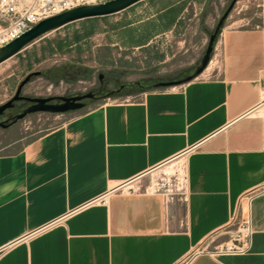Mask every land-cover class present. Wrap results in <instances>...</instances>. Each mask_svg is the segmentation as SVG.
<instances>
[{"label": "crops", "instance_id": "crops-1", "mask_svg": "<svg viewBox=\"0 0 264 264\" xmlns=\"http://www.w3.org/2000/svg\"><path fill=\"white\" fill-rule=\"evenodd\" d=\"M260 6L258 23L220 34L206 77L98 104L0 154V264H184L191 255L186 264H264ZM180 12L178 2L165 4L108 43L89 29L104 17L76 21L12 58L28 72L48 61L96 68L108 47H148ZM181 157L183 196L140 183ZM242 217L251 251L211 256Z\"/></svg>", "mask_w": 264, "mask_h": 264}, {"label": "rangeland", "instance_id": "rangeland-1", "mask_svg": "<svg viewBox=\"0 0 264 264\" xmlns=\"http://www.w3.org/2000/svg\"><path fill=\"white\" fill-rule=\"evenodd\" d=\"M174 2H178L181 12L173 30L159 35L143 49L124 48V45H121V48L119 45L108 47L112 50L103 51L102 66L97 65L96 68L82 71L63 70V66L60 67L58 63L48 61L28 72L25 64H20L15 58L1 63L0 104L11 99L20 82L34 71H40L41 75L32 77L23 87L24 96L58 99L61 96L68 97L92 92L97 97L85 100V107L76 111L62 114L31 113L13 125L6 128L0 127V154L15 152L38 135L62 125L76 114L98 104L133 99V93L141 88L157 86L160 82H174L173 85L166 87H175L196 78L206 77L210 71L208 66L214 57L220 34L226 29L256 24L261 14V0H159L158 3L147 6L145 9L132 7L123 13L96 19L94 25L89 27L90 32L93 35L100 34L107 43L110 39L126 38L129 35L126 27L128 23L150 17L159 7ZM233 2V8L218 32L207 68L196 75L210 35ZM75 24L69 27L72 28ZM213 64L211 63V68ZM100 75L102 79L99 78ZM121 86L126 89L120 93H110ZM28 105V102L20 101L4 115L18 114ZM183 170L184 159L177 158L146 175L140 183L149 185L153 189L158 188V191L166 196L173 194L182 196L185 188V182L182 179Z\"/></svg>", "mask_w": 264, "mask_h": 264}, {"label": "water", "instance_id": "water-1", "mask_svg": "<svg viewBox=\"0 0 264 264\" xmlns=\"http://www.w3.org/2000/svg\"><path fill=\"white\" fill-rule=\"evenodd\" d=\"M143 0H108L97 4H85L67 9L59 14L43 19L39 23L33 25L29 30L21 34L19 37L0 47V64L14 57L29 45L43 38L44 36L60 29L70 23L97 17H105L120 13ZM234 2L227 8L225 13L219 19L214 32L210 35L208 45L204 56L201 60V65L196 70V75L201 74L209 63L211 54L213 53L214 43L217 39L220 27L227 18L230 10L233 8ZM41 75L40 71L29 73L18 85L14 96L3 104H0V118L5 114V111L12 109L16 102L26 101L30 104L20 113L14 116V120H21L27 115L36 112H50L54 114H62L70 111H76L85 107L84 100L93 99L94 93L88 92L82 95L61 96L58 99L54 97H28L22 94L23 87L34 76ZM102 79V76H99ZM190 80V79H189ZM174 82H160L159 87L173 85ZM9 125L0 121V127L6 128Z\"/></svg>", "mask_w": 264, "mask_h": 264}, {"label": "built area", "instance_id": "built-area-1", "mask_svg": "<svg viewBox=\"0 0 264 264\" xmlns=\"http://www.w3.org/2000/svg\"><path fill=\"white\" fill-rule=\"evenodd\" d=\"M106 1L108 0H0V47L10 43L43 19L76 6ZM184 178L186 184V175ZM150 190L158 191V188H150ZM251 248L252 231L249 217H242L230 240L215 246L209 254L211 256L244 255L249 253ZM193 256L184 260V264Z\"/></svg>", "mask_w": 264, "mask_h": 264}, {"label": "flooded vegetation", "instance_id": "flooded-vegetation-1", "mask_svg": "<svg viewBox=\"0 0 264 264\" xmlns=\"http://www.w3.org/2000/svg\"><path fill=\"white\" fill-rule=\"evenodd\" d=\"M125 89H126V88H124L123 86H121V87L118 88V89L112 90V92H110V93H111V94L120 93V92H122V91L125 90ZM94 95H95L94 98H96L97 95H96L95 93H94ZM84 102H85V100H84ZM17 103H18V102L15 103V106H16ZM28 103H29V102H28ZM29 104H30V103H29ZM15 106H14V107H15ZM14 107H13V108H14ZM13 108H12V109H13ZM8 110H11V109H8ZM8 110H7V111H8ZM5 112H6V111H5ZM15 115H16V114H15ZM15 115H13V114L3 115V116L1 117V118H3V119L0 118V121L5 122V123L8 124L9 126H10V125H13V124H15V123L18 121V120H17V121L14 120V116H15ZM4 116H5V117H4Z\"/></svg>", "mask_w": 264, "mask_h": 264}, {"label": "trees", "instance_id": "trees-1", "mask_svg": "<svg viewBox=\"0 0 264 264\" xmlns=\"http://www.w3.org/2000/svg\"><path fill=\"white\" fill-rule=\"evenodd\" d=\"M97 18H100V17H97ZM90 19H95V18H90ZM61 67V66H60ZM63 70H68V69H73V70H75V71H80V69L79 68H74L73 66H64L63 65Z\"/></svg>", "mask_w": 264, "mask_h": 264}, {"label": "bare ground", "instance_id": "bare-ground-1", "mask_svg": "<svg viewBox=\"0 0 264 264\" xmlns=\"http://www.w3.org/2000/svg\"><path fill=\"white\" fill-rule=\"evenodd\" d=\"M183 172H184V170H183ZM180 174H181V173H180ZM184 177H185V173H184V176L182 177L183 180L185 179ZM184 182H185V181H184ZM184 184H185V183H184Z\"/></svg>", "mask_w": 264, "mask_h": 264}]
</instances>
